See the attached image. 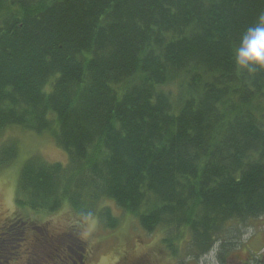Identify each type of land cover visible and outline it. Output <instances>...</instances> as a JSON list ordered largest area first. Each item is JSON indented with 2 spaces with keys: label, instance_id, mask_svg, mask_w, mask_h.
I'll use <instances>...</instances> for the list:
<instances>
[{
  "label": "trees",
  "instance_id": "16d2710c",
  "mask_svg": "<svg viewBox=\"0 0 264 264\" xmlns=\"http://www.w3.org/2000/svg\"><path fill=\"white\" fill-rule=\"evenodd\" d=\"M261 15L264 0H0V169L18 157L9 128L68 157L22 167L11 207L24 246L3 264H58L81 243L79 223L55 236L25 209L91 213L105 230L117 209L163 235L168 259L183 244L225 264L233 228L264 218V71L233 55ZM11 248L0 238L1 256Z\"/></svg>",
  "mask_w": 264,
  "mask_h": 264
},
{
  "label": "rangeland",
  "instance_id": "374dc122",
  "mask_svg": "<svg viewBox=\"0 0 264 264\" xmlns=\"http://www.w3.org/2000/svg\"><path fill=\"white\" fill-rule=\"evenodd\" d=\"M1 141L16 143L15 145L18 149V157L12 165L0 169V227L2 228L14 216V209H12L11 204L13 203L14 205L15 203L19 176L26 161L32 157H39L49 163L66 165L68 157L57 146L53 138L47 134L37 135L31 132H24L21 128H9L2 136ZM109 204L112 208L114 207L111 203ZM25 211L29 214L28 218H30L31 225L32 223H38L43 228L48 222L51 233L55 236H60L67 231H71L72 229H68L71 225L76 227L77 223L81 224V221L74 216V213L70 209L69 213L63 210L61 213L48 217L46 220L40 218L44 212H34L25 209L21 211L22 216L26 214ZM114 211L121 221L119 227L114 230H105L102 227L100 228L98 221L93 218L95 223L89 230L90 234L88 239L83 240L81 235H79L82 243H80L81 246L90 248L93 251V257L89 264H126V260L124 261L122 257L126 256L128 260H135L138 256L148 252H150L148 255H150L153 264L154 262L155 264H172L171 259H168L169 254H167V257H161L167 253L164 244H159L161 241L160 238L163 235L158 233H155L154 237L147 235L144 231L142 232L136 228V222L128 215V217H125V214L119 210L117 211L116 209ZM17 224L23 227L25 226L23 220H20ZM78 228L81 232L80 225ZM233 229L234 233L238 234L235 238L236 241L233 243V249L232 245L230 247L227 245L226 247L230 249V254L226 255V257L223 256L225 258V264H244L243 262H247L248 252L244 250L247 245L252 248L253 253L260 255L259 260L255 259L249 264H264V218L253 221V224H249L246 228L245 225L240 224L239 227ZM157 237L159 241L155 240ZM154 241H157V244H154ZM80 244H78L79 247ZM159 246L161 248L158 252L156 249ZM180 248V251H184L183 244H181ZM249 255L252 256L253 254ZM182 257L185 258V264H219L215 252L204 256L201 261H196L194 258L188 257V255L186 256L185 251L182 253Z\"/></svg>",
  "mask_w": 264,
  "mask_h": 264
},
{
  "label": "flooded vegetation",
  "instance_id": "af4514ba",
  "mask_svg": "<svg viewBox=\"0 0 264 264\" xmlns=\"http://www.w3.org/2000/svg\"><path fill=\"white\" fill-rule=\"evenodd\" d=\"M17 222L19 221H14V219H10L4 226H2V228L0 227V238H2V240L4 241L5 245L9 246L10 245H14V243L16 242L17 244H15V248H11V251L9 252L8 249L5 250L4 252H6V256H1V250H0V264H3V260L2 258H4L6 260V262H10L11 260H13V256H14V250H16L19 247H23L24 245L21 244V242L24 240V234H20L19 233V228H18V224ZM254 235V234H253ZM252 238V237H251ZM82 244V243H81ZM80 244V247L77 244H69V246H67L65 249H61V255H63L61 258V260H59L58 264H89V262L92 260L93 257V251L90 248H86V247H82ZM252 248L246 247V249H244L248 255V260L247 262H243L244 264H249L250 262L254 261V259H252L249 254H252L254 251L251 250ZM59 251V250H56ZM253 251V252H252ZM171 249L169 251V255H170ZM182 251L179 252L178 257L179 258H175L174 260L171 259L172 264H185V258L182 257ZM53 256L54 257H58L55 252H53ZM52 256V257H53ZM126 257V256H125ZM165 257H167V254L165 253ZM259 255H257V259L259 260ZM123 260L127 261L128 257L123 258ZM159 260H161L159 258ZM183 260V263L181 262ZM39 261H42L43 264H57V261H51L48 259H39ZM125 263L126 264H153L152 260L150 259L149 255L145 254V255H140L138 256L135 260L132 259V262L130 263L129 260ZM160 262V261H159ZM155 264V262H154Z\"/></svg>",
  "mask_w": 264,
  "mask_h": 264
},
{
  "label": "clouds",
  "instance_id": "9594fccd",
  "mask_svg": "<svg viewBox=\"0 0 264 264\" xmlns=\"http://www.w3.org/2000/svg\"><path fill=\"white\" fill-rule=\"evenodd\" d=\"M233 55L238 71L247 73L264 71V15L243 33L233 50ZM94 223L91 213L82 218L80 235L83 240L88 239L89 230Z\"/></svg>",
  "mask_w": 264,
  "mask_h": 264
}]
</instances>
